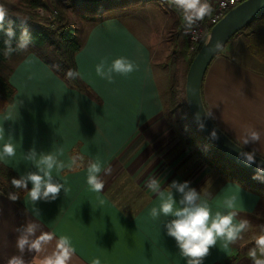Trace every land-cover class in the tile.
<instances>
[{"label":"crops","instance_id":"0c3cea01","mask_svg":"<svg viewBox=\"0 0 264 264\" xmlns=\"http://www.w3.org/2000/svg\"><path fill=\"white\" fill-rule=\"evenodd\" d=\"M130 1V7L109 11L101 19L83 18L87 27L77 54L78 71L99 99L70 87L36 52L25 51L19 60L15 58L10 80L17 91L13 104L0 111V146L11 138L16 154L3 162L21 176L36 170L26 159L32 150L53 153L65 163L73 156H82L83 161L80 167L66 168L59 176L53 172L68 189L67 193L62 189L55 200L33 202L26 193L16 204L0 193V264H8L12 256H22L25 264H43L57 252L62 237L70 240L73 250L67 264H93L94 260L100 264H187L175 239L167 235L165 223L171 217L152 218L150 210L159 206V197L137 177L148 173L155 158L154 165H163L165 176L157 179L165 192L174 180L188 181L207 200L213 215L225 211V201L234 199L237 222L258 216L262 210L264 201L258 190L217 172L175 129L171 122L175 115L165 112L169 98L163 99L165 89L155 69L165 65L162 35L156 38L149 28L131 26L139 17L128 10L145 0ZM8 2L17 5L15 0ZM161 4L168 18L172 16L167 52L182 58V37L186 38L182 14L170 3ZM120 57L132 60L137 70L126 76L114 75L112 83L97 76V64L104 61L110 66ZM172 71L177 73L172 84L181 91V73ZM163 78L169 96L172 84ZM202 98L210 117L230 137L264 157V63L247 50L240 35L209 65ZM248 129L261 133L259 143L244 144ZM148 147L154 157L142 158ZM96 160L112 169L110 175L101 173L105 181L101 193L87 184L88 164ZM119 187L125 192L118 193ZM176 198L178 201V194ZM119 201L127 205L122 207ZM27 224L34 225L29 244L39 241V251H29L26 246L21 253L17 238ZM235 253L233 245L224 248L218 241L203 264H252L248 253L229 263Z\"/></svg>","mask_w":264,"mask_h":264},{"label":"clouds","instance_id":"9594fccd","mask_svg":"<svg viewBox=\"0 0 264 264\" xmlns=\"http://www.w3.org/2000/svg\"><path fill=\"white\" fill-rule=\"evenodd\" d=\"M182 14L185 34L193 31L198 21L205 16H210L213 8L208 0H168ZM7 15L6 9L0 5V33H3V55L11 56L14 52L25 51L31 43L32 37L27 28V21L21 20V31L19 36L12 22L9 26H4V20ZM222 47L221 42H217L216 49ZM58 67V66H57ZM138 66L126 57L115 59L110 66L102 61L96 65L95 72L97 76L107 80L109 83L114 82V75H128L136 71ZM66 76L69 79H75L79 72L68 69ZM213 137L216 133H212ZM2 138V137H0ZM261 133L255 129H248L244 138V144L259 143ZM15 146L9 142L0 146V161L15 156ZM59 155H63L61 149ZM242 156L248 163H254L256 149L251 152L242 153ZM26 159L32 161L35 171H28L19 178L13 177L11 185L14 189L25 190L33 202L41 200L49 201L58 198L61 190L66 193L68 189L64 183H61L53 176L55 171L57 176L64 169H74L81 166L82 156H73L69 162L63 160L53 153L37 154L32 150L26 154ZM110 175L111 167H104L99 160L90 161L87 167V184L90 189L96 193H101L105 187V181L101 173ZM29 184L31 188L29 189ZM146 187L153 193L157 194L160 200L158 207H152L150 215L154 219L161 216L171 217L165 223L167 235L174 238L180 253L186 258L187 264H203L204 258L209 254L210 249L217 245L218 241L223 242V247L228 248L236 244L243 238V234L249 229L250 223L247 219H241L237 222L238 213L234 210L236 207L234 199L225 201V211H216L213 215L212 209L207 200L202 198L201 193L190 186V182H179L174 180L168 185L165 192L159 179L152 177L146 181ZM177 194L179 200L177 201ZM8 198L16 201L19 197L16 192H9ZM34 231V225L27 224L21 228V233L17 238V248L23 253L26 246L29 251H39V241L29 244V235ZM50 238V237H49ZM43 240V237H41ZM70 240L62 237L59 242L58 250L53 255L46 257L43 264H67L72 252ZM248 256L252 264H264V235L255 239V246L249 249ZM8 264H25L22 256H12ZM93 264H100L99 260H94Z\"/></svg>","mask_w":264,"mask_h":264},{"label":"trees","instance_id":"16d2710c","mask_svg":"<svg viewBox=\"0 0 264 264\" xmlns=\"http://www.w3.org/2000/svg\"><path fill=\"white\" fill-rule=\"evenodd\" d=\"M21 1L23 4L15 5L14 3L0 0V5H3L7 12L4 20V26L8 27L9 21H11L12 26L17 32V36H19L21 31V20H26L27 28L31 34L32 40L25 51L36 52L45 61V63L51 67L55 73L60 76L70 87L76 88L99 99L91 87L84 81V79L81 78L80 74L75 79H69L66 76L68 69L79 72L77 65V54L83 47L84 43L83 29L74 26L71 21L70 14L71 12H74L82 18L97 20L101 19L106 13L114 9L130 7L133 1ZM40 8H43L46 12H50L54 9L57 10L54 19H50L49 17L42 15L39 11ZM241 32H243L247 50L254 57L264 63V14L249 22L233 37L240 35ZM3 39V33H0V111L5 110L9 105L13 104L16 96V87L10 80L11 72L15 67L16 62L11 63V61L15 58L19 60V58L25 53V51L14 52L11 56L5 57L2 52L4 47ZM205 41L206 40H204L198 46L195 52L189 55L190 44L185 37H182L181 56L185 60L187 66L186 71H188L191 62ZM222 49L217 54H219ZM182 98H184V103L181 101ZM183 105L186 106L185 114ZM165 112L167 115L170 114L177 116V122L181 124L185 130V140L187 145L191 146L194 152L200 156L202 160L208 162L209 165L214 167L217 172L225 175L229 179L237 180L249 189L258 190L264 200V177L246 170L239 163L229 158L225 153L217 148V146L206 136V134L200 129L198 124L193 119L190 109L187 105L186 91L185 95L184 92L182 94L176 84H172L171 86L169 101L165 106ZM204 150H209L214 158H219L220 160L223 159L227 162V164L223 165V167H220L215 162L210 161L208 158H204L200 155V153H204ZM220 165L222 164L220 163ZM241 170H244V173L241 172ZM241 176L245 177L247 180H243ZM13 177L19 178L20 175L3 161H0V193L8 197L9 192H16L19 198L13 202L20 204L27 192L22 189H14L12 187L11 179ZM125 190L126 189L119 187L117 192L124 193ZM119 204L123 205L122 207H125L127 202L119 201ZM246 235L247 231L243 234V238L233 245L236 249V253L228 261L229 263L236 262L243 254H247L249 249L254 247V244L251 243L247 248H243L244 244L246 243Z\"/></svg>","mask_w":264,"mask_h":264},{"label":"water","instance_id":"95a60500","mask_svg":"<svg viewBox=\"0 0 264 264\" xmlns=\"http://www.w3.org/2000/svg\"><path fill=\"white\" fill-rule=\"evenodd\" d=\"M264 14V0H244L228 11L210 29L209 37L195 55L186 78V100L191 115L206 136L229 158L246 170L264 177V157L256 153L255 162L248 163L242 153L251 150L241 146L230 137L209 115L202 98V83L205 73L217 53L244 26ZM222 43L216 49L217 42ZM216 136L213 137L212 133Z\"/></svg>","mask_w":264,"mask_h":264},{"label":"rangeland","instance_id":"374dc122","mask_svg":"<svg viewBox=\"0 0 264 264\" xmlns=\"http://www.w3.org/2000/svg\"><path fill=\"white\" fill-rule=\"evenodd\" d=\"M8 1V0H5ZM17 2V5L19 4L20 0H15ZM161 3L164 4H169L168 0H145L141 5L134 7L130 10H128L130 13H132L133 15L139 17V18H134V23H131V26L134 25V28L136 30H138V28H149L151 33L153 34L154 37H160L162 35V40L160 42L161 47L164 48L163 53H162V57H165V65L164 68L160 67V66H156V72H157V76L159 77L160 80V84L163 86V88L165 89L162 94H163V99H165V97L168 96L167 92H169V90L167 91V83H165V79L163 77H166V79L170 82V85L173 82V79L175 77V73L174 71H172L173 69H179V72L181 73V75H179L181 77L180 79V86H182L181 88V93L185 95V81L187 78V71H186V63L185 61L176 53V52H172L170 54H168L167 50L170 46V40H171V33L168 31L171 28V22H172V16H169L166 14L165 10L162 6ZM43 14L47 17H49L51 14L49 12H43ZM71 17V21L74 24V26H76L77 28H85L87 27V22H83V18L80 17L79 15H77L74 12H71L70 14ZM129 19H131L130 16H127ZM209 37V36H208ZM243 32L240 33V40H243ZM169 41H168V40ZM159 38L158 41L159 42ZM176 44V48H178V42L175 41ZM169 56V57H168ZM162 59V58H161ZM163 60V59H162ZM16 62L15 59H13L11 61V63ZM167 67V68H166ZM168 71H169V77L171 78V81L169 80L168 77ZM169 100H167L168 102ZM182 103H184V98H182ZM185 109L186 106L183 105V110H184V114H185ZM174 126L175 129L177 131H180L183 137V140L186 136L185 130L183 129V127L181 126V124H178L177 122V116L175 115L173 120L171 121ZM187 149V148H186ZM153 149L148 147L142 154V158L144 157L145 159H148L150 157L153 156ZM201 156H203L204 158H208L210 161L215 162L218 166L223 167V165H226L227 162L225 160H220L219 158H214L212 153L209 150H204V153H200ZM154 157V156H153ZM200 157V156H198ZM201 158V157H200ZM195 160H197L198 162L201 161L198 158L195 157ZM157 159H153L152 162L153 164L151 165L150 170L148 171V173H146L145 175H140L137 176L138 178H140L143 182L147 181L149 178L155 177L157 178L158 176H160V179L164 178V174H163V165H161L160 163H157L156 165H154L156 163ZM128 163H130L129 161H127ZM136 160L133 163V166L135 168L134 170V174L136 175V171L138 170V166L136 165ZM222 165H220V163ZM129 165V164H127ZM241 172L244 173V170H241ZM241 178L243 180H247L245 177L241 176ZM264 201V200H263ZM249 220L250 223V227L247 230V235H246V243L244 244L243 248H247L251 243L254 244L255 246V239L260 236V235H264V204L262 207L261 212L258 214V216H254ZM245 256V254H243L241 256V258Z\"/></svg>","mask_w":264,"mask_h":264},{"label":"built area","instance_id":"2783aa9c","mask_svg":"<svg viewBox=\"0 0 264 264\" xmlns=\"http://www.w3.org/2000/svg\"><path fill=\"white\" fill-rule=\"evenodd\" d=\"M242 1L244 0H208L213 8V12L210 16H205L203 20L198 21L193 31L188 34H185L184 24L182 25V31L190 44L189 55L195 52L198 46L208 38L210 29L213 25H215L228 11L236 7ZM39 11L42 15H44L43 12L45 10L43 8H40ZM49 13L51 14L49 18L54 19L57 10L54 9Z\"/></svg>","mask_w":264,"mask_h":264}]
</instances>
